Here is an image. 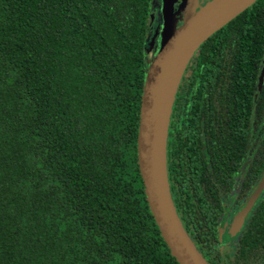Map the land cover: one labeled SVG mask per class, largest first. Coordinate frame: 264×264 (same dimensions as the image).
<instances>
[{"label": "trees", "instance_id": "16d2710c", "mask_svg": "<svg viewBox=\"0 0 264 264\" xmlns=\"http://www.w3.org/2000/svg\"><path fill=\"white\" fill-rule=\"evenodd\" d=\"M159 1L0 0V264H178L148 208L137 159L153 38L152 28L145 37L146 23L153 11L160 14ZM244 17H264V0L200 46L181 99L204 98L201 85L222 65H213L208 50L217 43L220 49L223 35L241 33ZM234 73L237 99L242 75ZM174 101L167 147L172 199L179 166L199 156L177 148ZM253 173L245 172L246 193L258 178ZM201 207L187 200L180 220L208 264H264V192L244 230L221 247L209 203Z\"/></svg>", "mask_w": 264, "mask_h": 264}, {"label": "flooded vegetation", "instance_id": "af4514ba", "mask_svg": "<svg viewBox=\"0 0 264 264\" xmlns=\"http://www.w3.org/2000/svg\"><path fill=\"white\" fill-rule=\"evenodd\" d=\"M161 1L156 10L161 7ZM197 1L202 6L209 0ZM181 2L182 0H174V7L177 9ZM153 12L156 14L152 23L155 21L161 23V14L157 11ZM240 22L241 33L223 35L221 48H218L217 43L216 48L208 50L213 54V65H222L213 66L218 68L217 72L208 74L211 82L201 85L204 98L195 96L181 99L185 89L184 84L191 77L192 68L197 65V57L190 65L188 64L189 66L187 65L175 96L179 108L174 114L179 137L177 148L178 150L182 147L192 148L196 153L199 151V156H193V160L189 157L188 162L179 166L176 172L179 180H173L174 199L172 200L175 202L179 219L187 200L199 208H202V202H208V213L217 221L218 245L220 228L224 231V244H227L229 239L235 238L229 235L232 221L244 209L264 173L261 172L264 138V93L263 95L261 93L264 89V50H261V47L262 45L264 47V17L254 19L244 17ZM158 23L151 30L152 35L156 36L153 54L157 52L160 43L161 27H157ZM209 44L213 47L215 43ZM236 71H240L242 75L240 81L242 90L241 94L237 95V99H232L234 94L231 93L230 78L232 75L236 76L234 73ZM252 76L254 90L251 99L248 100L249 92L246 86L249 84L248 81L252 80ZM198 85L199 83L196 82L194 89H197ZM168 158L167 153V163ZM233 168H237L235 181H230L229 174ZM249 169H252L253 176L258 178L246 193L243 188L245 172ZM230 182H234L235 186L232 191L229 190ZM182 226L184 230H188L185 223H182Z\"/></svg>", "mask_w": 264, "mask_h": 264}, {"label": "water", "instance_id": "95a60500", "mask_svg": "<svg viewBox=\"0 0 264 264\" xmlns=\"http://www.w3.org/2000/svg\"><path fill=\"white\" fill-rule=\"evenodd\" d=\"M257 0H211L203 6L197 0H162L159 48L151 58L144 80L137 134L138 167L148 208L170 254L178 264H208L196 249L177 215L167 174V143L175 96L184 71L199 49L214 33L240 15ZM156 12L148 15L145 37ZM264 192V173L243 210L233 219L229 235L237 237ZM219 246L224 231L219 230Z\"/></svg>", "mask_w": 264, "mask_h": 264}, {"label": "rangeland", "instance_id": "374dc122", "mask_svg": "<svg viewBox=\"0 0 264 264\" xmlns=\"http://www.w3.org/2000/svg\"><path fill=\"white\" fill-rule=\"evenodd\" d=\"M209 1H210V0H209ZM209 1H208V2H209ZM208 2H207V3H208ZM176 4H177V2H176ZM200 6H201V5H200ZM202 6H203V5H202ZM175 9H176V8H175ZM156 24H157L156 21H155L154 23H152V25H151L152 27H151V28L153 29V28L155 27ZM152 37H153V38H152L151 42L149 43L148 50H149V49H153V45L155 44V38H156V36H153V35H152Z\"/></svg>", "mask_w": 264, "mask_h": 264}]
</instances>
